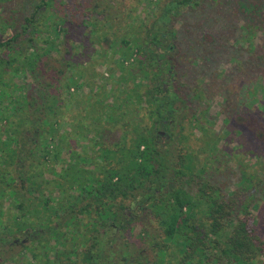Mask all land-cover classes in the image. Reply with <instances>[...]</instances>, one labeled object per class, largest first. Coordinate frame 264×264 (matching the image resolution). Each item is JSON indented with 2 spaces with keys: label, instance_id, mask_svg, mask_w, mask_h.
Wrapping results in <instances>:
<instances>
[{
  "label": "trees",
  "instance_id": "obj_1",
  "mask_svg": "<svg viewBox=\"0 0 264 264\" xmlns=\"http://www.w3.org/2000/svg\"><path fill=\"white\" fill-rule=\"evenodd\" d=\"M12 1L0 0V243L31 233L35 240L69 243L70 249L54 251L53 264L72 254L75 264H264L260 218L250 210L260 204L207 175L216 155L198 168L160 135L169 136L180 111L178 93L171 83L165 89L167 74L175 72L168 49H158L164 36L135 46L124 41L115 51L122 61L110 69L118 76L102 83L97 69L91 80L68 58L73 38L65 28L40 42L37 19L27 18L22 33L6 38L10 24L1 13ZM60 23L66 24L63 17ZM135 48L139 57L127 67ZM51 59L64 69L46 68ZM20 76L34 78L36 87L18 83ZM244 127L241 135L251 142L255 131ZM114 130L121 135L111 143L106 136ZM205 141L217 150L218 140ZM33 217L41 229L29 225Z\"/></svg>",
  "mask_w": 264,
  "mask_h": 264
},
{
  "label": "rangeland",
  "instance_id": "obj_2",
  "mask_svg": "<svg viewBox=\"0 0 264 264\" xmlns=\"http://www.w3.org/2000/svg\"><path fill=\"white\" fill-rule=\"evenodd\" d=\"M44 2L49 6H44ZM170 2L13 0L1 16L10 24L5 31L6 38L22 33L26 18L34 20L37 17L34 29L40 34V42L46 39L48 32H55L56 27L58 30L65 28L73 38L68 44L72 52L68 58L91 80L100 72L98 80L102 83L106 80L112 83L118 76L115 71L122 56L115 51L117 48L122 50L124 41L130 46L148 44L149 37L161 33L165 41L162 49H168L166 55L174 66L171 88L179 95L176 107L180 106V111L167 131L172 146L174 142L181 146L180 152L185 159L191 156L198 168L206 156L216 155L215 166L209 168L207 175L220 178L228 193L242 190V200L247 198L248 203L260 204L259 211L252 207L250 210L259 216L264 237V187H259V182L264 180V0H202L197 6H184L185 9L182 8L174 18L167 15L163 22L166 9L174 13L180 10L170 9ZM60 17L66 24H57ZM162 26L163 32L154 30L162 29ZM99 38H103L100 43ZM100 52H103V58L98 56ZM134 52L125 66L131 67L136 62L140 52L137 48ZM55 59L47 60L49 67L44 66L62 68ZM112 59L117 62L112 63ZM88 62L95 66L81 67ZM110 69H115L112 75ZM169 75L167 82L171 80ZM16 80L20 84L25 81L30 86L37 85L34 78L30 81L29 77L20 76ZM184 98L187 103L181 104ZM195 120L198 121L196 127L192 125ZM242 125H246L245 131H249L248 128L255 131L251 142L250 138L247 140L241 135ZM204 126L206 133L202 131ZM120 135L119 130L111 131L106 140L113 143ZM205 140H218L217 150H209ZM46 177L53 178L50 174ZM39 223L33 217L29 225L41 229ZM139 233L137 228L136 234ZM23 238L24 235L19 239ZM16 239L11 237L7 243H0V264H41V255L54 254L55 250L45 249L49 246L45 239L28 243L29 246L15 244ZM52 245L67 248L70 244L57 241ZM36 253L40 256L38 260L32 256Z\"/></svg>",
  "mask_w": 264,
  "mask_h": 264
},
{
  "label": "flooded vegetation",
  "instance_id": "obj_3",
  "mask_svg": "<svg viewBox=\"0 0 264 264\" xmlns=\"http://www.w3.org/2000/svg\"><path fill=\"white\" fill-rule=\"evenodd\" d=\"M190 1V4H193V5H198V4H200L201 2H202V0H189ZM186 2V0H171V2H170V5H177V7H181L180 8V11H182V8H184L185 9V7H182L181 6V4H184ZM184 6V5H183ZM179 11V12H180ZM179 14L178 13H174V14H168V16H170V18L172 17V18H174L175 16H178ZM183 15V13L181 12V14H180V16H182ZM27 19V18H26ZM29 19V18H28ZM36 19H37V17H36ZM25 21V20H24ZM25 25H26V23H25ZM31 31V30H30ZM163 45H165V41L163 40V39H160V41H159V43H158V49L159 50H161L162 51V48H163ZM170 67L171 68H174V66H173V63H171V65H170ZM170 79L171 80H169L168 81V83L165 85V89L167 90L169 87H168V85H170V81H174V74H172L171 72H170ZM163 138H170L169 136H167L166 135V133H162V134H160ZM27 224H28V222H27ZM135 226H139V224L138 223H135ZM138 228V227H137ZM34 238H37V237H35L34 235H33V233H31V234H28L27 236H25V238H23V239H20V240H15V244H21V245H23V246H29L28 245V243H35L34 241H36V242H38V241H40L41 239H50V238H47V237H44V238H38L37 240H35ZM64 240H68V241H70L71 243H74V239H71V238H68V239H64ZM80 240H82V239H80ZM50 241L51 242H49V246L47 247V248H45V249H47V250H57V249H62V250H66V249H70L71 248V246L69 245V247H67V248H60V247H51V246H53L52 245V242H54V243H57V240L56 239H50ZM51 255V254H50ZM49 254H47V253H45V254H43V255H41L42 257V261H41V264H53V262L56 260V252H54V254H53V256H50ZM34 258L36 257V259L38 260V257H40L37 253H36V255H32ZM67 259V256H64V257H62V260H64V263L65 264H75L76 262H75V259L77 260V258H76V256L75 255H71L70 256V261L69 260H66Z\"/></svg>",
  "mask_w": 264,
  "mask_h": 264
}]
</instances>
